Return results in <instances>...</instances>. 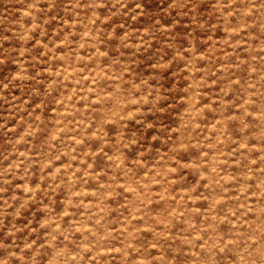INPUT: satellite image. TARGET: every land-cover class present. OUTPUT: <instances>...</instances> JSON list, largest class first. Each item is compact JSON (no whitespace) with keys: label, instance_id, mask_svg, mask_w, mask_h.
Returning a JSON list of instances; mask_svg holds the SVG:
<instances>
[{"label":"rangeland","instance_id":"374dc122","mask_svg":"<svg viewBox=\"0 0 264 264\" xmlns=\"http://www.w3.org/2000/svg\"><path fill=\"white\" fill-rule=\"evenodd\" d=\"M0 264H264V0H0Z\"/></svg>","mask_w":264,"mask_h":264}]
</instances>
